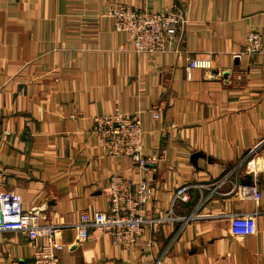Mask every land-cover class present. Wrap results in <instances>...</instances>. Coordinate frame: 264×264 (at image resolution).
<instances>
[{
	"label": "crops",
	"instance_id": "crops-1",
	"mask_svg": "<svg viewBox=\"0 0 264 264\" xmlns=\"http://www.w3.org/2000/svg\"><path fill=\"white\" fill-rule=\"evenodd\" d=\"M117 3L182 5L178 52L131 50L107 17ZM250 29L260 53L243 51ZM186 54L209 66L188 67ZM117 111H139L145 150H162L148 173L94 145L92 118ZM0 130V190L40 222L107 210L113 173L150 182L148 216L177 217L133 246L62 228L58 264H264V0H0ZM244 182L258 186V203L239 198ZM183 184L188 201L173 203ZM254 211L250 233L233 235L228 214ZM32 252L25 235L0 232V264H31Z\"/></svg>",
	"mask_w": 264,
	"mask_h": 264
},
{
	"label": "built area",
	"instance_id": "built-area-1",
	"mask_svg": "<svg viewBox=\"0 0 264 264\" xmlns=\"http://www.w3.org/2000/svg\"><path fill=\"white\" fill-rule=\"evenodd\" d=\"M107 17L112 21L113 30L123 33L130 49L138 54L163 55L178 52L176 44L179 31L186 22L185 9L180 4H173L165 11H150L117 3L111 6ZM262 47V35L257 30L250 29L245 34L243 51L256 54L261 52ZM185 61L188 67L209 66L205 61L191 58L190 54H186ZM161 109L159 104L154 105L150 110L152 116L158 118ZM8 133L7 130H0V138ZM90 133L97 148L113 158H129L131 164L144 174L161 157L162 150L146 151L144 148V128L139 111H117L94 116ZM261 143L258 142L249 154H254ZM187 188L183 184L175 189L173 203L188 201ZM106 192L107 210L81 211L76 222L64 224L40 222L37 208L25 210L18 193L0 190V232H20L27 237L33 249L31 264H58L56 251L61 250L63 245L56 240V234L62 228H74L77 240H85L92 230H100L110 237L115 246H133L149 226L177 219L171 215L148 216L145 205L152 196V188L145 177L135 179L113 173L107 179ZM236 192L242 200H253L256 203L262 196L258 186L249 182L239 185ZM258 213L259 211L228 214L232 234H249L252 226L250 218ZM149 245L150 242H147V246Z\"/></svg>",
	"mask_w": 264,
	"mask_h": 264
}]
</instances>
